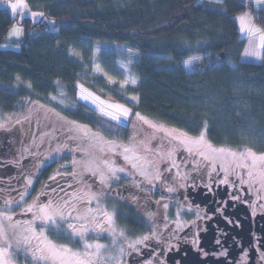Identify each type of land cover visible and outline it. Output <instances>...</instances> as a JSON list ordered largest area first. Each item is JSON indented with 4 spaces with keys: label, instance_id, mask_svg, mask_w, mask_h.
<instances>
[{
    "label": "trees",
    "instance_id": "1",
    "mask_svg": "<svg viewBox=\"0 0 264 264\" xmlns=\"http://www.w3.org/2000/svg\"><path fill=\"white\" fill-rule=\"evenodd\" d=\"M27 1L40 19L21 18V13L13 17L0 9V111L20 118L11 122L28 137L25 153L54 150V161L75 164L81 158L79 148L86 146L82 161L91 164L97 156L91 143L100 137L104 156H110L106 154L110 148L120 154L133 149L148 155L152 132L138 128L140 118L132 115L126 125L115 124L77 97L78 80L107 96H118L104 86L103 77L90 79L94 45L105 42L111 46L103 51L102 67L115 78V66L110 67L118 64L114 49L124 46L135 52L130 62L139 76L133 92L139 98L135 108L141 117L193 137L205 133L213 146L264 154V51L260 63L242 61L245 42L235 19L237 13L250 10L264 28V9L253 10L243 0ZM16 23L24 36L10 41L7 36ZM36 28L39 34L30 36ZM205 57L212 59V65L204 71L188 62ZM186 64L191 70L184 68ZM61 94L69 105L52 99ZM140 133L144 138L136 137ZM3 155L0 152V159ZM11 158L17 160L15 154ZM70 170L73 177L79 176L77 169ZM59 227L49 236L53 243H66ZM29 251L33 249L14 251L15 262L44 264Z\"/></svg>",
    "mask_w": 264,
    "mask_h": 264
},
{
    "label": "flooded vegetation",
    "instance_id": "2",
    "mask_svg": "<svg viewBox=\"0 0 264 264\" xmlns=\"http://www.w3.org/2000/svg\"><path fill=\"white\" fill-rule=\"evenodd\" d=\"M2 137L1 215L40 229L37 210L62 203L68 219L45 226L48 236L62 226L65 245L90 264H264V154L254 163L244 151L190 149L157 134L148 155L109 151L112 166L103 168L97 137L91 143L95 159L82 161L83 146L76 167L54 161L55 152L25 153L28 137L20 130ZM70 224L78 235L68 230Z\"/></svg>",
    "mask_w": 264,
    "mask_h": 264
},
{
    "label": "rangeland",
    "instance_id": "3",
    "mask_svg": "<svg viewBox=\"0 0 264 264\" xmlns=\"http://www.w3.org/2000/svg\"><path fill=\"white\" fill-rule=\"evenodd\" d=\"M25 4L26 7H18L15 11H13L11 5L12 4ZM0 9H6L10 12V14L13 17L18 16L21 13V18L23 17H30L33 20H38L41 18V14L38 12H33L30 10L29 3L27 0H0ZM20 29L24 31V29L19 24H14L10 32L8 33L7 38H9L10 41H16V40H22V38H19L18 34H16ZM16 30V31H14ZM40 29H31L29 31L30 36H36L39 34ZM24 36V35H23ZM108 46H111L109 43L100 42L96 43L94 45V52H93V59H92V66H91V75L90 79L91 81L96 80L98 77H103L105 80V87L109 89L110 91L114 90V92L120 96L124 97L127 101H120L118 96L113 97L112 95L107 96L105 93L96 90L93 88V86L88 85L84 81L78 80L77 82V97L79 101L84 103L86 106H88L92 111H95L99 113L100 115L104 116L106 119H108L110 122L120 125H126L128 123V120L132 115H134L136 118H140L139 120H136V124L139 127H146L147 129H150L152 132L151 136L149 137L150 140L157 137V134H160L162 136L167 137L169 140L176 139L180 143H182L184 146L190 149H196L204 145H207L209 148H214L216 150H219L222 153H233L234 151L231 149H228L226 147H217L210 145L206 139H205V133H202L201 135L197 137L190 136L186 134L185 132L171 127L169 125L159 123L153 120H149L147 118L141 117L140 113L136 110L135 106L139 103V98L136 94H134L133 90L138 86L139 84V76L133 69L131 65L130 59H135L136 55L135 52H132L130 50H126V48L120 47L115 48V56L118 64H111V68L113 71H116L118 73V77L115 78L112 73H106L105 68L102 66L104 64V58L102 57L103 51L105 49H109ZM113 50V49H112ZM128 53L126 56L127 58L125 60H121V55ZM119 54V55H118ZM263 54V53H262ZM124 56V55H123ZM115 60V61H116ZM253 62L256 61L257 63H260L263 61V57L253 58L250 59ZM191 65L186 64L184 68L189 71L191 70ZM55 101H58L61 105L67 106L69 105V99L64 96V94H61V96H56ZM128 103V104H126ZM75 108V106H73ZM123 112H127V116L122 115ZM14 120H20L17 115H6L4 116L0 111V134L2 133H11L17 132V130H20V127H17V123L11 122ZM143 120V121H142ZM154 134V136H152ZM2 135V134H1ZM144 133H140L139 136H136L140 139L144 138ZM104 137V136H103ZM153 137V138H151ZM202 138V139H201ZM3 141V139L1 140ZM0 141V142H1ZM62 141V140H61ZM153 141V140H152ZM133 146H136V143H131ZM151 145V147H150ZM149 149L152 148V144L147 145ZM107 147H111L110 143L107 144ZM81 148H79L78 151H80ZM54 150H51L49 152V155H52ZM114 151L119 153L118 150H111L108 149L107 152ZM121 152V150H120ZM249 154H251V158H254V163H257L259 161V158L262 156V154H257L251 151H244ZM255 155V156H253ZM141 157V155H138V158ZM111 156H104L102 155V165L103 168H109L112 166ZM141 163H142V159ZM137 166V164L135 163ZM79 164H76V167H78ZM140 170L144 169L145 174V165L140 166ZM143 174V173H142ZM10 217V216H9ZM9 217L1 215L0 212V253L3 254L2 257H6L9 261V264H18L14 260V251L21 250V249H30L33 251H29L36 254L38 257V249H46V248H54V249H66L65 252H60L58 257L56 259L51 258L50 254L48 253H42L43 256L47 258H41L40 260L44 264L51 263L50 258L53 260L52 264H61V260L65 262V264H75V261L77 258H81V254L78 253L79 250H74L71 248L70 245H65L66 243L62 242L61 240H55L54 243L50 242L52 241L51 238L48 236V233L46 231V227L43 228H34L32 222L30 223L32 226H19V223L17 221H14L13 219H9ZM12 218V217H10ZM58 219V218H57ZM77 221H79V218H75ZM59 220V219H58ZM7 222V224H6ZM76 223V221H75ZM18 224V225H17ZM36 225V221H35ZM36 227V226H35ZM9 230H8V229ZM24 229V235H20V230ZM8 230V231H7ZM56 230V228H55ZM76 229H74L75 233ZM9 232V234H8ZM57 234V233H56ZM59 235V233H58ZM76 235H78V230L76 231ZM24 236L31 237L30 244H24L22 241V238ZM36 237H39L37 239ZM18 241H21V243L18 245ZM53 243V244H51ZM61 244V245H59ZM117 244L115 242L110 246V248L115 249L117 248ZM103 247V246H102ZM41 253V252H40ZM102 255H106V252L102 249Z\"/></svg>",
    "mask_w": 264,
    "mask_h": 264
},
{
    "label": "crops",
    "instance_id": "4",
    "mask_svg": "<svg viewBox=\"0 0 264 264\" xmlns=\"http://www.w3.org/2000/svg\"><path fill=\"white\" fill-rule=\"evenodd\" d=\"M253 6V10L264 9V0H243ZM239 26L241 39L245 42V49L242 54L243 62H253L250 59L263 57L264 51V28L255 21L252 12L246 10L235 15ZM16 34L22 38L24 31L20 29ZM9 39V38H8ZM254 63H257L254 61Z\"/></svg>",
    "mask_w": 264,
    "mask_h": 264
},
{
    "label": "snow or ice",
    "instance_id": "5",
    "mask_svg": "<svg viewBox=\"0 0 264 264\" xmlns=\"http://www.w3.org/2000/svg\"><path fill=\"white\" fill-rule=\"evenodd\" d=\"M13 11L16 10V8L18 7H26L25 4L19 3V4H12L11 5ZM16 31V30H14ZM52 99H55V97H53ZM122 115L127 116V112H123ZM202 139V138H201ZM127 151V149H126ZM261 160H264V157L260 158ZM169 192L172 191L171 188L168 189ZM67 203V202H66ZM63 205H53L52 202H48L46 205H43L42 207H40L37 210V213H35L36 219L41 221V227H45L47 226L48 228H54L57 226L58 220L60 221H66L68 219V217H66L63 213ZM75 210V209H74ZM28 211H31V208L28 209ZM68 216H71V213L68 214ZM9 219H11L9 217ZM74 229H75V225L70 224L68 227V230L70 232L74 233ZM75 234V233H74ZM37 239H39V237H36ZM145 240L148 239V237H144ZM30 240L31 237L29 236H24L22 238V241L24 244H30ZM21 243V241H18V245ZM86 248H91L93 247L92 245H85ZM95 247L99 248V245H96ZM38 251H40L41 253H48L50 254L51 258L56 259L59 255L60 252H65L67 251L66 249H54V248H46V249H38ZM3 254L0 253V257H2ZM34 259H41V258H47L45 256H34ZM0 264H9V261L6 257L0 258ZM61 264H65V262L63 260H61ZM75 264H90V262L88 261L87 256L82 257V258H77L75 261Z\"/></svg>",
    "mask_w": 264,
    "mask_h": 264
},
{
    "label": "built area",
    "instance_id": "6",
    "mask_svg": "<svg viewBox=\"0 0 264 264\" xmlns=\"http://www.w3.org/2000/svg\"><path fill=\"white\" fill-rule=\"evenodd\" d=\"M188 62H191L194 69L197 71H204L207 69V67H211L212 65V59L208 57L197 58L195 60H190Z\"/></svg>",
    "mask_w": 264,
    "mask_h": 264
}]
</instances>
